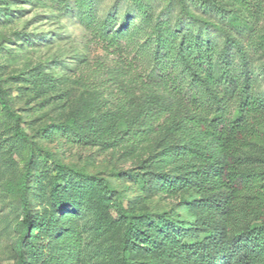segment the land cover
Listing matches in <instances>:
<instances>
[{
    "label": "rangeland",
    "instance_id": "obj_1",
    "mask_svg": "<svg viewBox=\"0 0 264 264\" xmlns=\"http://www.w3.org/2000/svg\"><path fill=\"white\" fill-rule=\"evenodd\" d=\"M180 9L179 0H0V81L21 118L20 128L55 161L104 179L124 206L133 205L154 218L172 212L187 219L181 195L147 192L117 174L143 161L151 163L155 151L167 142L163 135L152 134L140 146L120 142L104 150L90 144L56 142L45 137L47 132L42 129L93 110L116 112L125 101L141 95L160 96L169 112L191 113L187 99L174 96L175 85L203 103L205 113L216 112L218 104L219 115L232 118L236 98L205 85L190 60L196 42L207 49L211 61L223 62L226 50L225 62L237 73L239 53L228 40L239 42L252 74V91L264 97V43L257 38L264 36V0L251 35L237 33L214 13L190 6L197 18L194 22L180 14ZM3 10L10 16L5 18ZM201 21H213L220 30H205ZM164 52L166 59H162ZM162 67L170 74L164 76ZM28 152L0 107V264L16 262L13 243L21 208L19 197L9 187L23 174ZM35 153L46 186L52 160ZM154 168L166 169L160 163ZM42 198L34 191L27 196L32 213H44ZM79 214L57 215L55 231L38 238L41 256L34 258V264H41L46 256L57 258V264H118L115 227H99L93 212ZM110 217L116 218L115 211Z\"/></svg>",
    "mask_w": 264,
    "mask_h": 264
},
{
    "label": "trees",
    "instance_id": "obj_2",
    "mask_svg": "<svg viewBox=\"0 0 264 264\" xmlns=\"http://www.w3.org/2000/svg\"><path fill=\"white\" fill-rule=\"evenodd\" d=\"M179 4L180 14L194 22L197 18L190 6L224 17L232 30L251 35L262 0H179ZM1 12L5 18L10 16ZM201 25L205 30H220L213 21H201ZM257 38L264 43V36ZM229 41L239 53L238 73L225 62L226 50L223 62L211 61L207 49L196 42L189 57L205 85L219 87L225 96L236 98L232 118L219 115L218 104L216 112L205 113L203 103L175 85L174 96L186 98L191 113L169 112L160 96L141 95L125 101L116 112L93 110L42 129L47 132L45 137L56 142L90 144L104 150L120 142L140 146L150 135L160 133L167 142L155 151L151 163L143 161L117 175L147 192L170 197L180 194L187 219L172 212L154 218L133 205L124 206L104 179L55 161L20 128L21 118L0 81V107L13 122L16 137L29 149L23 174L9 187L19 197L21 208L13 243L15 264H34V258L41 256L38 238L55 231L57 215L67 211L80 215L86 210L93 212L99 227L105 224L117 230L114 250L118 264H264V97L252 91V74L239 42ZM182 42L183 38L181 52ZM162 59H166L165 52ZM162 68L164 76L170 74L168 68ZM35 151L52 160L46 186ZM156 163L166 169H155ZM33 191L43 197L44 213L30 211L27 196ZM111 211L116 218L110 217ZM57 262L46 256L41 264Z\"/></svg>",
    "mask_w": 264,
    "mask_h": 264
}]
</instances>
